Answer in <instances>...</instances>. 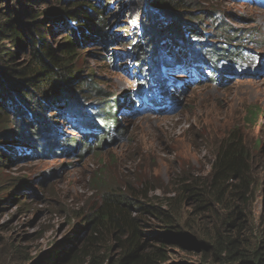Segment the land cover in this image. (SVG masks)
I'll return each mask as SVG.
<instances>
[{
	"label": "rangeland",
	"instance_id": "rangeland-1",
	"mask_svg": "<svg viewBox=\"0 0 264 264\" xmlns=\"http://www.w3.org/2000/svg\"><path fill=\"white\" fill-rule=\"evenodd\" d=\"M46 1L50 5L56 2ZM188 1L192 2L193 8L183 9L184 25H195L198 29L195 31L202 37L206 35L203 39L209 43L240 45L243 58L235 57V66L222 63L223 80L218 71L208 80V71L214 70H197L196 66L203 68L205 63L195 59L194 55V63L190 64L192 56L184 55L188 51L182 54V48L169 40L166 43L177 49L176 53L169 51L168 58H174L171 77L176 80L174 84L178 90L168 85L148 97L136 93L138 89L135 91L132 86L137 76L133 73L132 59H128V44L119 47L115 40L118 25L115 23L126 19L125 11L118 18L108 12L98 25L100 33L105 35L101 38L86 31L85 37L78 33L80 55L75 68L80 70L81 79L87 77L92 84L94 81L97 89L91 92L89 85L76 88V102L85 106V112L90 116L96 110V104H101V117L108 116L105 107L119 103L117 112L112 108L119 127L97 130L94 136V131L88 134L71 125L67 112L68 123L64 116L56 114L50 119V124H56L59 137L56 143L63 146L61 149L49 148L54 139L46 145L48 148H40L32 129L25 132L31 140L23 137L22 142L18 138L12 142L15 139H10L6 140L5 146L0 145V264H27V260L44 253H56L69 237L79 236L75 243H81L80 231L87 214L108 185L125 188L130 185L139 192L149 190V197H157L170 188V179L174 182L180 175L207 177L213 159V142L233 130L252 149L251 175L258 180L256 201L251 209L255 226L264 239V4L258 5L257 0ZM109 3L112 8L120 6V0ZM43 6L44 3L40 4V8ZM210 10L215 13L209 15ZM195 13L202 18L203 24H199L195 15L191 19L187 17V14ZM211 17L214 20H209ZM226 17L230 25L226 28L235 30L233 33L223 34L218 30ZM54 20L46 21L42 29L47 33L46 40L58 45L65 30L58 28ZM136 24L131 22L129 26ZM204 24L207 25L204 27ZM233 34L237 35L235 40ZM106 35L114 41L108 42L111 38ZM129 37L124 39L126 43ZM13 51H16L15 65L27 62L24 48L20 46ZM166 68L163 64L159 70L161 75L165 74ZM1 78L0 75V86L5 87ZM86 89L88 91L82 93ZM3 95V102H7L9 94L4 91ZM147 97L156 101H149ZM39 99L35 104V100L30 102L29 108H37ZM164 99L169 103L161 106ZM42 103L41 112L44 113L45 104L52 102ZM56 104L62 107L59 102ZM15 113L14 119L19 124L33 121L32 125H36L34 119L24 117L20 110ZM92 122L95 123V119ZM8 123L10 129L18 133V125ZM3 130L0 124V134ZM20 143L30 148L31 153L16 157L9 148ZM109 244L115 249V242ZM198 245L171 247L168 263L203 264L202 246Z\"/></svg>",
	"mask_w": 264,
	"mask_h": 264
},
{
	"label": "trees",
	"instance_id": "trees-1",
	"mask_svg": "<svg viewBox=\"0 0 264 264\" xmlns=\"http://www.w3.org/2000/svg\"><path fill=\"white\" fill-rule=\"evenodd\" d=\"M12 1L16 3L10 4ZM109 1L56 0L54 5H50L46 0H0V75L6 87L0 86V124L4 127L0 134L2 142L10 139H15L12 141L15 142L29 129L40 142L56 127L50 124L53 115L64 116L68 122L69 117H65L68 111L78 106L84 109L76 102L75 89L89 85L92 92L97 85L87 77L81 79L80 70L75 68L80 55L76 35L80 33L85 37L86 31L95 33L98 38L105 36L100 33L98 25L102 24L108 12L116 17L126 12V21L123 19L116 24L125 31L124 37L130 36L128 43L124 37L116 36L115 40L119 47L128 44L130 57L136 62L133 63L135 68L141 70L145 79H151L147 85L159 76L160 63L167 62L168 52H177L175 47L166 43L169 40L182 48V54L188 51L184 55L192 56L190 63L194 62L195 55V59L212 64L214 76L220 61L231 60L241 52L240 45L231 46L224 40L221 45L209 43L203 39L206 35L202 37L195 31L198 30L195 25H184L183 9L193 8L191 1L120 0L117 8H112ZM43 3L45 6L40 8ZM208 13L212 15L215 12L210 10ZM187 15L190 19L195 15L200 20L199 24H203L197 13ZM50 17L55 19L54 24L58 28L65 30L58 45L46 40L47 33L42 29L46 21H51ZM209 20L214 19L211 17ZM226 20L229 18L222 19L218 30L223 34L233 33L235 30H227L230 25ZM131 22L137 24L129 26ZM236 37L233 34V40ZM109 41L114 40L111 38ZM20 46L24 48L27 62L17 66L13 49ZM210 78L208 72V80ZM4 91L9 94V103L3 102ZM85 91L88 89L82 93ZM38 99V107L30 109V102L35 100V104ZM45 101L52 103L45 104V112L42 113L41 106ZM58 102L62 107L56 104ZM163 103L161 106L169 102ZM96 107L95 112H98L101 104H96ZM112 107L116 110L119 104ZM111 108L104 109L110 112ZM17 110L24 117L34 119L36 125L29 120L25 121L30 123L19 124L14 119ZM10 112L14 113L13 116ZM79 120L83 118L76 121ZM8 122L18 125V133L10 129ZM117 125L118 120H115L113 126ZM30 137L28 134L27 138ZM212 145L213 159L207 177L180 175L174 182L170 179V188L162 191L163 196L157 197H149V190L139 192L130 185L126 188L108 185L87 214L80 231L81 243H75L79 236L69 237L65 246L62 245L56 253H44L27 260V264H169L171 247L181 248L191 243L203 245L200 254L203 264H264V239L255 226L251 209L256 201L258 180L251 175L254 164L252 149L234 130L219 137ZM22 148H26L25 145ZM13 149L10 151L16 154ZM110 241L115 242V249ZM15 254L19 255L17 251Z\"/></svg>",
	"mask_w": 264,
	"mask_h": 264
},
{
	"label": "clouds",
	"instance_id": "clouds-1",
	"mask_svg": "<svg viewBox=\"0 0 264 264\" xmlns=\"http://www.w3.org/2000/svg\"><path fill=\"white\" fill-rule=\"evenodd\" d=\"M118 18V17H117ZM116 24V23H115ZM117 27H119V30H117V31H120V32H116V34L115 35H117V36H119V37H124V33H123V30H121L120 29V27L121 26H117ZM118 29V28H117ZM108 32V31H107ZM118 33L120 34V35H118ZM110 33L108 32V35H109ZM108 35H106V37H108ZM109 38H111V37H109ZM124 38H127V37H124ZM130 48V47H129ZM130 51V50H129ZM128 51V59L129 60H131V55H130V52ZM241 52H242V48H241ZM240 52V54L239 55H237L236 57H240V58H243V55H242V53ZM235 58V57H234ZM231 59V60H227V61H225V60H222L221 62L223 63V62H226V64L228 65H231V66H235L236 65V61H235V59ZM259 59H260V57H259ZM131 63L133 64V63H136V62H134V58L132 57V61H131ZM163 62L162 63H160V67H159V69H158V72H157V75H161V73H160V68L163 66ZM134 66H135V64H133ZM170 65H172V64H170L169 63V61L167 60V62L165 63V68L166 67H169V68H166L165 69V73L166 72H168V73H171V74H173V70H171V67H170ZM223 66V65H222ZM183 67V66H182ZM135 68V67H134ZM184 68V67H183ZM136 69V68H135ZM218 71V70H217ZM177 73H179V71L177 72ZM224 73H225V71H224ZM223 73V74H224ZM222 74V76L221 77H219L220 79L222 78V77H224V75ZM159 76H155V79L156 80H153V81H155V83L152 85V86H150V85H147L146 84V82H141V81H137L136 83H135V85H138V87H140L139 89H140V91L138 90L136 93H147L146 91H144V90H142V87L143 86H145L146 88H149L150 87V91L152 90V88L153 87H155V85H158V88H156V89H154L153 91H151L153 94L155 93V91L156 90H160V89H164V88H166L168 85H173V89H175V90H178V87L174 84L175 82H176V80L175 79H173V78H171V79H169V80H167V85H162L161 83H159V81L158 80H160V78H159ZM190 77H192V75H190ZM206 78L208 79V76H206ZM211 79V78H210ZM132 82H135L134 81V79H133V81ZM133 86V85H132ZM138 87L136 88V87H134V89H135V91L138 89ZM145 100V99H144ZM152 101H156V99H153L152 98ZM117 103V102H116ZM115 104V103H114ZM113 104V105H114ZM119 104V103H118ZM156 106L158 105L157 103H154ZM78 105H80V106H83V105H81V104H79L78 103ZM112 106V105H111ZM83 107H85V106H83ZM97 108V107H96ZM111 108V107H110ZM112 108H114V107H112ZM112 108H111V110H110V112H108V111H106L107 113H108V116H106L105 114H104V117H101V116H99V111L98 112H95L96 110H94L93 112V114L90 116L87 112H85V108L82 110L81 108H79V106L76 108V109H73V110H71V111H68V117H69V123L71 124V125H73L74 126V124L76 125V126H80V127H77L79 130H81V131H85L86 133H91L92 131H94L95 132V134H93L94 136L97 134L96 133V131L97 130H106V131H108V129H116V128H118L119 127V124L117 125V126H113V122L115 121V120H117V119H114V115L112 114ZM122 108V107H121ZM82 110V111H81ZM119 110V107L115 110V108H114V112H117ZM15 113V112H14ZM15 115H16V113H15ZM81 118H83V120H79V121H76V120H78V119H81ZM92 119H95V123H93L92 122ZM113 119H114V121H113ZM71 121H74V124L71 122ZM68 123V122H67ZM56 125V124H55ZM58 130L56 129V128H53L51 131H49L48 132V134H46V137H44V139L43 140H40V144H41V146H40V148L41 147H47L48 148V146H46L52 139H54L55 141H53V146L55 147V148H58V149H61L63 146L61 145V144H59V143H56V141L58 140ZM27 136H28V134L26 135V134H24V135H22V136H20V138H18V139H20L21 140V142H22V140H23V137L25 138V139H27ZM32 138H29V140H31ZM88 140V139H87ZM6 142V141H5ZM5 142H2L0 145H2V146H5ZM37 143V142H36ZM22 147H24V144L23 143H20L18 146H11V148L13 149V148H15V149H13L15 152H16V154H14L16 157H20V156H24L25 155V153H31V149L30 148H28V147H26V145H25V147L26 148H22ZM38 147V146H37ZM10 149V148H9ZM12 152V151H11Z\"/></svg>",
	"mask_w": 264,
	"mask_h": 264
},
{
	"label": "water",
	"instance_id": "water-1",
	"mask_svg": "<svg viewBox=\"0 0 264 264\" xmlns=\"http://www.w3.org/2000/svg\"><path fill=\"white\" fill-rule=\"evenodd\" d=\"M196 243H197V242H196ZM194 244H195V243H194ZM198 246L200 247V246H203V245H202V244H199Z\"/></svg>",
	"mask_w": 264,
	"mask_h": 264
},
{
	"label": "bare ground",
	"instance_id": "bare-ground-1",
	"mask_svg": "<svg viewBox=\"0 0 264 264\" xmlns=\"http://www.w3.org/2000/svg\"><path fill=\"white\" fill-rule=\"evenodd\" d=\"M48 151V150H47Z\"/></svg>",
	"mask_w": 264,
	"mask_h": 264
}]
</instances>
